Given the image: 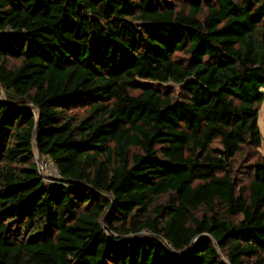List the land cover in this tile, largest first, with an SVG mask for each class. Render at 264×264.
<instances>
[{"label":"trees","instance_id":"trees-1","mask_svg":"<svg viewBox=\"0 0 264 264\" xmlns=\"http://www.w3.org/2000/svg\"><path fill=\"white\" fill-rule=\"evenodd\" d=\"M0 86V264H264V0H0Z\"/></svg>","mask_w":264,"mask_h":264},{"label":"rangeland","instance_id":"rangeland-1","mask_svg":"<svg viewBox=\"0 0 264 264\" xmlns=\"http://www.w3.org/2000/svg\"><path fill=\"white\" fill-rule=\"evenodd\" d=\"M4 95V93H3ZM5 96V95H4ZM3 96V99H4ZM80 114L82 113L81 111H78ZM264 102L260 107L259 110V118H258V126L260 129V132L262 134L263 140L261 143L260 148L257 150V152L264 157ZM214 146L218 147L217 144H215ZM246 150L243 151V153L236 157L235 161H234V174L237 176V178H239L242 181H246L247 180V173H248V169L247 166L252 164V161L249 160V158L246 156ZM144 234V233H142Z\"/></svg>","mask_w":264,"mask_h":264},{"label":"built area","instance_id":"built-area-1","mask_svg":"<svg viewBox=\"0 0 264 264\" xmlns=\"http://www.w3.org/2000/svg\"><path fill=\"white\" fill-rule=\"evenodd\" d=\"M3 90L0 86V98L3 99ZM35 164L37 172L44 184L57 185L61 182V174L58 167L50 159L41 157L35 152Z\"/></svg>","mask_w":264,"mask_h":264}]
</instances>
